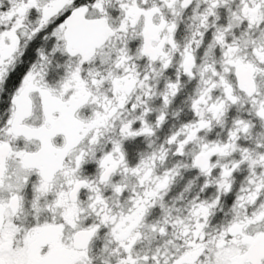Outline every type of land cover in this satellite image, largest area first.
<instances>
[{"label": "snow or ice", "instance_id": "6c2138e0", "mask_svg": "<svg viewBox=\"0 0 264 264\" xmlns=\"http://www.w3.org/2000/svg\"><path fill=\"white\" fill-rule=\"evenodd\" d=\"M0 264H264V0H0Z\"/></svg>", "mask_w": 264, "mask_h": 264}]
</instances>
